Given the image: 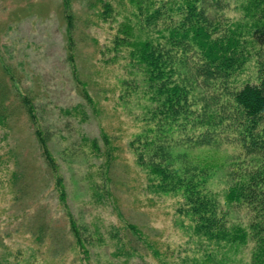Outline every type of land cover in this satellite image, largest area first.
<instances>
[{
    "label": "rangeland",
    "instance_id": "obj_1",
    "mask_svg": "<svg viewBox=\"0 0 264 264\" xmlns=\"http://www.w3.org/2000/svg\"><path fill=\"white\" fill-rule=\"evenodd\" d=\"M65 2L0 0V104L7 107L0 124V264H252L254 240L229 248L197 234L178 213L182 199L154 192L148 173L136 164L129 143L155 105L143 94L147 88L128 50L114 46L121 24L134 21L135 7L129 0ZM209 3L204 0L207 8ZM242 3L220 0L208 15L222 24L240 20ZM70 10L73 44L67 34ZM188 57L186 68L177 64L182 78L191 77L197 62L193 53ZM254 75L251 62L238 79L255 83ZM211 92L204 85L195 89L197 100ZM23 98L33 107L32 120ZM230 128L218 135V147L186 152L211 173L205 187L227 225L247 228L253 215L230 205L226 194L239 177L263 168L264 157L248 155L226 138ZM35 131L58 167L66 210ZM107 148L114 157L110 169ZM69 215L84 249L75 243Z\"/></svg>",
    "mask_w": 264,
    "mask_h": 264
},
{
    "label": "trees",
    "instance_id": "obj_2",
    "mask_svg": "<svg viewBox=\"0 0 264 264\" xmlns=\"http://www.w3.org/2000/svg\"><path fill=\"white\" fill-rule=\"evenodd\" d=\"M129 2L135 7L134 21L121 24V36L115 38L114 46L128 50L147 88L143 94L155 105L146 111L143 131L129 143L136 164L148 173L154 192L182 199L178 213L190 220L197 234L203 233L208 240L229 248L246 246L249 239L254 240L252 264H264V167L239 177L229 188L227 202L243 206L253 215L247 228L230 227L223 214H219L215 195L205 187L211 173L206 166L193 164L186 152L218 147V135H223L224 128L229 126L232 134L225 135L226 138L237 141L248 155L264 157V0H243L241 19L227 24L208 15L209 8L220 7V0H211L208 8L204 0ZM65 9H69L68 3ZM108 11L109 4L105 3L102 16ZM72 15L70 10L66 16L71 44ZM158 37L162 42H158ZM191 53L197 62L189 69L191 77L182 78L177 64L186 68ZM251 62L255 66V83L240 81L242 77L238 76ZM203 85L212 91L206 98L209 103L204 98L197 100L195 95V89ZM83 93L90 101L87 92ZM28 104L25 109L32 120L33 107ZM6 110L1 100L0 124ZM35 133L41 157L54 175L58 198L66 210L65 189L62 178L56 175L54 157L46 139L39 131ZM93 147H97L95 142ZM181 147L186 149L178 151ZM113 160L107 148V169ZM68 219L76 245L84 249L75 221L71 215ZM128 228L134 236H140L135 225L129 224Z\"/></svg>",
    "mask_w": 264,
    "mask_h": 264
}]
</instances>
